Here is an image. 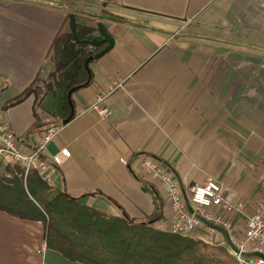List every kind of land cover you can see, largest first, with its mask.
Wrapping results in <instances>:
<instances>
[{
	"label": "crops",
	"instance_id": "0c3cea01",
	"mask_svg": "<svg viewBox=\"0 0 264 264\" xmlns=\"http://www.w3.org/2000/svg\"><path fill=\"white\" fill-rule=\"evenodd\" d=\"M100 11L125 20L100 19ZM72 13L80 25L102 22L115 45L73 94V120L52 124L34 94L16 100L37 77L50 79L49 54L58 33L71 31ZM98 95L111 108L106 119L80 112ZM0 122L27 149L63 124L46 152L51 189L108 215L169 228L172 203L141 169L145 156L164 163L184 192L215 179L252 211L264 191V0H0ZM230 218L243 232V219ZM215 238L226 240L219 230ZM44 241L43 222L0 210V264H84L49 248L38 253Z\"/></svg>",
	"mask_w": 264,
	"mask_h": 264
},
{
	"label": "trees",
	"instance_id": "16d2710c",
	"mask_svg": "<svg viewBox=\"0 0 264 264\" xmlns=\"http://www.w3.org/2000/svg\"><path fill=\"white\" fill-rule=\"evenodd\" d=\"M95 15L100 19L110 17L125 20L122 16L110 13ZM67 20H70V15ZM77 29L80 39L102 37L98 26L78 24ZM105 46L93 48L77 44L72 32L62 29L49 54L56 66L50 76L53 81L37 77L17 97L16 102L34 94L36 107L51 109L50 114L57 118L52 124L63 122L71 114L69 90L88 80L86 59ZM36 117L38 127L43 118L37 113ZM0 210L21 219L43 222L48 248L74 262L238 264L227 246L212 245L197 237L160 229L156 219L142 221L127 215H108L84 204L79 197L52 190L37 170H31L26 176L24 168L18 164L0 167Z\"/></svg>",
	"mask_w": 264,
	"mask_h": 264
},
{
	"label": "built area",
	"instance_id": "2783aa9c",
	"mask_svg": "<svg viewBox=\"0 0 264 264\" xmlns=\"http://www.w3.org/2000/svg\"><path fill=\"white\" fill-rule=\"evenodd\" d=\"M122 86V82H116L113 88ZM89 111H95L103 119H106L111 114V108L106 103V96L98 95L95 102L82 108L80 112ZM62 128L63 124L47 127L36 146L33 149H27L15 132L6 123L0 122V155L7 164L21 165L26 176L31 170H37L49 187L53 188L51 172L54 166L46 152L48 145L55 140ZM121 161L124 164H129L125 158H122ZM140 167L146 177L164 187L172 203V222L169 228L160 225L158 226L160 229L183 236L197 237L212 245L227 246L238 264H264V257L245 256V254L252 252L264 255V191L251 211L246 200L234 201L227 198L224 194L223 183L215 179H209L184 192L178 178L158 158L145 156L140 162ZM197 214L224 227L238 252L233 251L225 239L217 240L215 238L216 228L205 224ZM231 215H237L243 219V232H238L235 229V224L230 218ZM201 228H205L204 237L196 235ZM47 248L48 245L45 240L38 249V253L44 254Z\"/></svg>",
	"mask_w": 264,
	"mask_h": 264
},
{
	"label": "water",
	"instance_id": "95a60500",
	"mask_svg": "<svg viewBox=\"0 0 264 264\" xmlns=\"http://www.w3.org/2000/svg\"><path fill=\"white\" fill-rule=\"evenodd\" d=\"M77 20H76V15L74 13L70 14V22H69V26H70V30L73 34L74 40L77 44H86V45H90L93 48H99L102 45H106L102 50H100L99 52L95 53L94 55L88 57L85 61V66L87 69V73H88V80L81 84V85H77L75 87H73L72 89L69 90L68 92V100L69 103L71 105V114L70 116L65 119L63 121V124L66 125L69 122H71L73 120V118L76 115V107L74 104V100H73V94L82 89L85 88L87 86L90 85V83L92 82L93 79V73H92V69H91V62L93 60H97L100 59L101 57H103L106 53H108V51H110L114 45H115V38L110 34V32L106 29V27L104 26V24L102 22L98 23V27L100 29V32L102 34L101 38L95 37L93 39H80L79 35H78V29H77ZM191 208V207H190ZM197 216L207 225L212 226L214 228H216L217 230L221 231L227 240L228 245L231 247V249L235 252H238V249L236 247V245L231 241L230 235L228 233V231L220 226V225H216L208 220H206L203 216L197 214ZM246 257H253V256H260V257H264L263 254H260L258 252H252V253H247L245 254Z\"/></svg>",
	"mask_w": 264,
	"mask_h": 264
},
{
	"label": "rangeland",
	"instance_id": "374dc122",
	"mask_svg": "<svg viewBox=\"0 0 264 264\" xmlns=\"http://www.w3.org/2000/svg\"><path fill=\"white\" fill-rule=\"evenodd\" d=\"M104 11H100L99 13L101 14H107V12H105V13H103ZM66 31V30H65ZM47 81L48 82H52L53 81V79L52 78H50V79H47ZM217 236H219V233L217 234ZM45 240H47L46 238H45ZM45 242V241H44ZM47 242V241H46ZM229 251V250H228ZM232 255V254H231ZM233 256V255H232ZM234 257V256H233Z\"/></svg>",
	"mask_w": 264,
	"mask_h": 264
}]
</instances>
